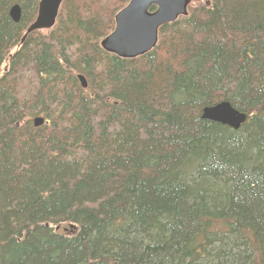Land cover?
<instances>
[{"label":"trees","instance_id":"16d2710c","mask_svg":"<svg viewBox=\"0 0 264 264\" xmlns=\"http://www.w3.org/2000/svg\"><path fill=\"white\" fill-rule=\"evenodd\" d=\"M39 1L0 0V264H264V0H191L135 60L99 46L130 0L22 41Z\"/></svg>","mask_w":264,"mask_h":264},{"label":"water","instance_id":"95a60500","mask_svg":"<svg viewBox=\"0 0 264 264\" xmlns=\"http://www.w3.org/2000/svg\"><path fill=\"white\" fill-rule=\"evenodd\" d=\"M62 0H40L34 22L26 35L35 30L49 29L55 25ZM191 0H130L114 18V30L100 42L103 52L122 60H134L151 52L158 42L159 30L175 23L179 18L188 16ZM9 17L17 24L21 19L18 5L9 11ZM81 87L87 88L82 76H78ZM201 119L231 130L237 131L245 123V114L234 110L229 103L221 102L206 107L201 112ZM34 128L44 124L43 118L33 120Z\"/></svg>","mask_w":264,"mask_h":264},{"label":"rangeland","instance_id":"374dc122","mask_svg":"<svg viewBox=\"0 0 264 264\" xmlns=\"http://www.w3.org/2000/svg\"><path fill=\"white\" fill-rule=\"evenodd\" d=\"M12 52H13V51H12ZM5 66H6V65H3V66H2V69H5Z\"/></svg>","mask_w":264,"mask_h":264}]
</instances>
